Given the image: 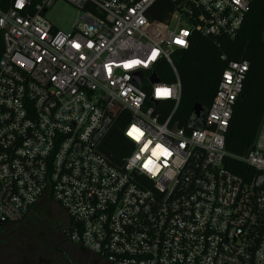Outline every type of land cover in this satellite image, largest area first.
Returning a JSON list of instances; mask_svg holds the SVG:
<instances>
[{
    "label": "built area",
    "instance_id": "1",
    "mask_svg": "<svg viewBox=\"0 0 264 264\" xmlns=\"http://www.w3.org/2000/svg\"><path fill=\"white\" fill-rule=\"evenodd\" d=\"M57 1L0 0V222L48 198L101 262L264 264V116L240 157L254 174L225 167L249 62L222 54L210 105L183 125L174 61L195 34L234 39L253 0H64L80 11L69 31L46 17Z\"/></svg>",
    "mask_w": 264,
    "mask_h": 264
},
{
    "label": "trees",
    "instance_id": "2",
    "mask_svg": "<svg viewBox=\"0 0 264 264\" xmlns=\"http://www.w3.org/2000/svg\"><path fill=\"white\" fill-rule=\"evenodd\" d=\"M165 17V13L154 16L160 20ZM222 54L227 56V60L249 62L243 89L236 101L225 134V147L228 152L225 167L247 179L255 171L241 161L240 157L254 147L264 116V0L251 2L245 20L234 39L223 38L216 43L213 39L195 34L188 49L176 51L174 61L181 82V101L177 116L181 118L183 125H186L188 118H192L194 105L199 104L204 109L210 105L217 89L218 79L227 66V61L221 59ZM158 73L163 81L172 82L176 79L169 66L159 70ZM123 125V122L118 123L113 134L114 147L111 149L117 154L119 153L114 149L125 145L131 146L129 140L123 135ZM9 225L4 222L0 226V232ZM75 250L85 260L95 264H105L82 247L75 246ZM51 252L57 254L53 250ZM57 256L61 264H69L64 257L58 254ZM73 260L75 264H80L75 261V258Z\"/></svg>",
    "mask_w": 264,
    "mask_h": 264
},
{
    "label": "rangeland",
    "instance_id": "3",
    "mask_svg": "<svg viewBox=\"0 0 264 264\" xmlns=\"http://www.w3.org/2000/svg\"><path fill=\"white\" fill-rule=\"evenodd\" d=\"M79 16L80 11L64 0H58L46 13L53 25L65 31L71 30ZM49 218L62 223L64 215L56 202L41 198L23 220L0 232V264H61L51 252L55 243L47 235L45 222Z\"/></svg>",
    "mask_w": 264,
    "mask_h": 264
},
{
    "label": "flooded vegetation",
    "instance_id": "4",
    "mask_svg": "<svg viewBox=\"0 0 264 264\" xmlns=\"http://www.w3.org/2000/svg\"><path fill=\"white\" fill-rule=\"evenodd\" d=\"M45 226L47 229L48 238H50L51 241L55 243L53 251H55L58 255L64 257L69 264L71 263L68 259L73 260V258H75V261L79 262L80 264H95L90 260H85V258H83L78 252H76L75 244H73L68 238L67 220L65 215L62 223H57L52 218H49L45 222ZM101 263L109 264L107 262Z\"/></svg>",
    "mask_w": 264,
    "mask_h": 264
},
{
    "label": "water",
    "instance_id": "5",
    "mask_svg": "<svg viewBox=\"0 0 264 264\" xmlns=\"http://www.w3.org/2000/svg\"><path fill=\"white\" fill-rule=\"evenodd\" d=\"M154 81H157V78L154 77ZM203 111H204V108L201 105H199V104L194 105L193 112H192V117H194L195 119L201 117V114H202ZM107 154L109 155V157L114 159V157L111 156V154H109V153H107ZM134 175H136V172L134 173ZM0 225H2V222H0ZM68 260H69V262L71 264H75L73 262V260H71V259H68Z\"/></svg>",
    "mask_w": 264,
    "mask_h": 264
},
{
    "label": "snow or ice",
    "instance_id": "6",
    "mask_svg": "<svg viewBox=\"0 0 264 264\" xmlns=\"http://www.w3.org/2000/svg\"><path fill=\"white\" fill-rule=\"evenodd\" d=\"M176 42L180 44L184 43L182 40H177ZM76 46L79 47V45H76ZM168 94H169V90L167 89L158 90V95H168ZM133 131H135V129ZM129 134L131 135L132 133L130 132Z\"/></svg>",
    "mask_w": 264,
    "mask_h": 264
}]
</instances>
